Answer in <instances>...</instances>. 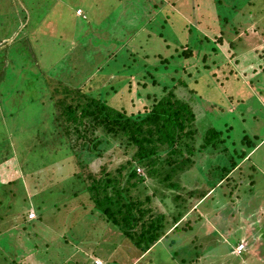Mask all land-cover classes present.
Instances as JSON below:
<instances>
[{
    "label": "rangeland",
    "instance_id": "1",
    "mask_svg": "<svg viewBox=\"0 0 264 264\" xmlns=\"http://www.w3.org/2000/svg\"><path fill=\"white\" fill-rule=\"evenodd\" d=\"M84 12L94 16L95 23L84 27L80 19ZM55 13L60 18L53 23L48 17ZM68 23L75 28H68ZM33 31L38 33L34 44L28 39ZM215 37H221L222 43ZM181 48L195 56L171 60L169 67L154 57L158 52L169 58ZM108 55L121 57L117 65ZM227 63L237 73L220 84ZM124 64L131 74L98 73L108 65L124 70ZM218 71L215 77L212 73ZM146 72L159 88L174 86L180 98L179 88L184 90L180 83L196 92L193 99L202 112L195 120V145L209 128L224 132L228 124L233 131L227 145L245 134L257 148L245 146L246 153L252 152L241 163L246 164L242 171L233 175L240 180L232 197L228 184L215 185L222 177L211 163L218 150L198 154L191 170L176 175L172 182L178 180V190L165 183L152 185L154 180L147 178V184L158 188L148 192L152 200L160 208L165 204L170 212L176 210L173 197L188 198L189 188L194 187L190 204L195 206L187 216L193 224L198 217L202 221L191 231L161 238L141 254L100 216L89 200L86 182L74 176V165L64 152L48 145L50 126L45 122L52 107L47 85L56 80L78 86L83 82L93 90L119 83L115 88L124 95L126 82L143 79ZM107 91L112 105L131 107L130 97L120 103L119 92ZM31 144L45 145L46 151L28 159L25 154ZM131 154L112 143L89 168L95 172L105 166L114 171ZM33 157H38L37 163ZM32 211L36 218L29 220ZM180 236L177 245L169 244ZM240 243L244 249L239 253ZM194 245L204 247L193 250ZM97 262L264 264V0H0V264Z\"/></svg>",
    "mask_w": 264,
    "mask_h": 264
},
{
    "label": "trees",
    "instance_id": "2",
    "mask_svg": "<svg viewBox=\"0 0 264 264\" xmlns=\"http://www.w3.org/2000/svg\"><path fill=\"white\" fill-rule=\"evenodd\" d=\"M109 10L107 9V11ZM73 11L76 16V10ZM59 18V13H55L52 19L48 17V20H53V23H56ZM80 19L84 27L87 22L95 23L96 21L94 16L85 12L84 18ZM109 23L108 26H110ZM67 27L75 28L69 27V23ZM84 32L83 41L87 38L86 31ZM37 37L38 33L33 31L28 39L34 44ZM215 38L218 39V43H222L221 37ZM120 51L122 52L123 49ZM176 53V55L173 54L164 59L160 53L156 52L154 57L158 58L160 65L169 67L171 60L190 59L195 56L194 52L188 48H181L180 52L176 49ZM107 57L114 58L111 62L112 65H117V60L121 58L118 55H108ZM203 61L206 62L205 55ZM213 65H215L214 62ZM109 66L102 67L98 73H107L112 77L114 74H131L125 64L123 65L124 70L122 68L114 70ZM226 66L227 71L224 72L220 84L237 73L230 63H227ZM107 69L109 70L106 71ZM155 69L158 70V68ZM173 71L176 73L178 69L174 68ZM218 73L220 71L212 74L217 77ZM146 74L147 76L143 79H129L126 82L127 92L124 95L115 88V84L119 83L109 82L102 86L105 87V90H100V88L93 90V87H89V85L86 87V83L83 85V82L78 86L66 85V83L56 80L52 86L47 85L51 94L52 107L50 109L51 116L45 122L50 126L48 145L52 143V149L64 152L74 165V176L86 182L89 200L100 216L107 223L116 227L125 238H128L141 251V254L149 251L161 238L163 241L172 234L186 230L191 231L197 221H202V218L198 217L193 224L194 221L190 216H187L195 206L190 204L194 187L189 188L188 198L184 199L182 194L173 197L176 210L170 212L165 204L160 208L152 200L148 192L150 190L157 191L158 188L147 184V178L154 180L152 185L165 183L168 189L178 190L180 188L178 180L172 182L176 175L178 177L180 173L191 170L198 154L212 155L215 153L214 151L218 150L219 153L215 154L217 160L211 163L215 165L213 169L219 168L222 177L216 180L215 185L219 181H221L220 186L223 183L228 184L227 187L229 186L231 189L228 192L232 197L235 189L238 188L237 182L240 180V177L234 179L233 175L242 171L241 169L246 164L241 165V163L248 160V155H251L250 153L256 149L252 139L245 134L240 140L231 139L230 144L227 145V137H230L233 131L228 124H224V132L214 127L209 128L204 133L201 143L195 145V136L197 135L195 120L197 115L202 112L200 103L198 104L193 99V94L196 96V92L188 90L187 85L180 83L181 87H184V90L179 88L182 95L180 98L174 94V86L173 89L159 88L156 80H149L150 72H146ZM83 86L86 88L85 90H83ZM123 86L126 85L122 84ZM107 90L116 91V95L119 92L120 103L130 97L131 107L126 108L115 102L112 105ZM114 92L111 94L115 95ZM137 102L139 104H136ZM37 140L39 143L41 142L39 136H37ZM237 141L243 148H238ZM112 143L114 146L117 145L118 149L122 148L127 155L132 153L130 158L121 163L114 171L105 166H99V170L94 172L89 168V165L93 164L95 159H101L105 150ZM29 146L30 144L27 148ZM245 146L248 149L253 148L252 151L246 153L248 149H245ZM44 147L45 145L42 148L31 144L30 151L25 154V157L29 159L35 152L39 155L41 151H46ZM219 147L222 148L219 149ZM21 150L19 149L20 152L26 151V149ZM33 158L37 163L38 157ZM252 165L254 166V164ZM252 165L249 166V170L256 173L257 169H251ZM137 168H142L143 174L138 173ZM249 179V183L253 184V180ZM212 190L213 188L202 195L197 203L201 202ZM180 238L182 236L175 240L171 238L169 244L177 245L181 242ZM198 247L203 248L204 246L194 245L193 250H199Z\"/></svg>",
    "mask_w": 264,
    "mask_h": 264
},
{
    "label": "built area",
    "instance_id": "3",
    "mask_svg": "<svg viewBox=\"0 0 264 264\" xmlns=\"http://www.w3.org/2000/svg\"><path fill=\"white\" fill-rule=\"evenodd\" d=\"M77 13L78 14L79 13L81 14V11L80 10H77ZM140 171H141V169L140 168H137V172L140 173ZM28 217H29V220L36 218L35 217V213L33 211L31 213H29ZM243 249H244V245L242 243L238 244V246H237L238 252L240 253ZM97 264H100V263L97 262Z\"/></svg>",
    "mask_w": 264,
    "mask_h": 264
},
{
    "label": "crops",
    "instance_id": "4",
    "mask_svg": "<svg viewBox=\"0 0 264 264\" xmlns=\"http://www.w3.org/2000/svg\"><path fill=\"white\" fill-rule=\"evenodd\" d=\"M262 141H263V140H262ZM262 141H261V142H262ZM261 142H260V143H261ZM256 148H257V147H256ZM98 259H99V258H98ZM100 260H101V259H100Z\"/></svg>",
    "mask_w": 264,
    "mask_h": 264
},
{
    "label": "clouds",
    "instance_id": "5",
    "mask_svg": "<svg viewBox=\"0 0 264 264\" xmlns=\"http://www.w3.org/2000/svg\"><path fill=\"white\" fill-rule=\"evenodd\" d=\"M237 248V247H236Z\"/></svg>",
    "mask_w": 264,
    "mask_h": 264
}]
</instances>
